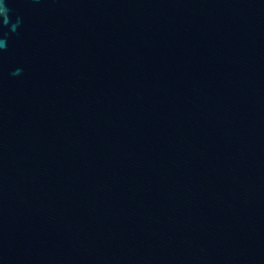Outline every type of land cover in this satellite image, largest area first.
Wrapping results in <instances>:
<instances>
[{
    "label": "water",
    "instance_id": "95a60500",
    "mask_svg": "<svg viewBox=\"0 0 264 264\" xmlns=\"http://www.w3.org/2000/svg\"><path fill=\"white\" fill-rule=\"evenodd\" d=\"M0 4V264H264V0Z\"/></svg>",
    "mask_w": 264,
    "mask_h": 264
},
{
    "label": "clouds",
    "instance_id": "9594fccd",
    "mask_svg": "<svg viewBox=\"0 0 264 264\" xmlns=\"http://www.w3.org/2000/svg\"><path fill=\"white\" fill-rule=\"evenodd\" d=\"M11 10L6 6V4H0V16L3 17V23L5 25H8L10 22V18H9V12ZM20 18H17L16 23L11 25V30L12 31H16L17 26L20 24ZM6 47V41L3 39H0V48H4Z\"/></svg>",
    "mask_w": 264,
    "mask_h": 264
}]
</instances>
